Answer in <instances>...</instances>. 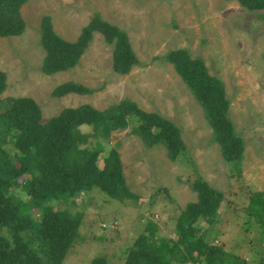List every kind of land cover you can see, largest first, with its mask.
<instances>
[{
	"label": "rangeland",
	"instance_id": "1",
	"mask_svg": "<svg viewBox=\"0 0 264 264\" xmlns=\"http://www.w3.org/2000/svg\"><path fill=\"white\" fill-rule=\"evenodd\" d=\"M19 11L24 31L0 37V70L6 75L0 107L9 97H30L45 122L62 108L89 104L102 110L128 99L171 121L184 146L171 161L161 144L145 146L129 125L101 139L104 151L113 147L118 153L124 184L134 198L117 200L92 188L80 193L74 205L53 203L81 214L77 236L61 264H88L97 256L108 264H122L124 252L145 233L148 221L156 225L154 235L173 239L176 216L196 200L189 187L196 175L222 193L214 223H198L208 230L203 239L254 264L256 229L245 228L244 208L249 195L264 193V10H247L235 0H27ZM93 12L125 31L138 63L126 74L114 73L112 44L92 32L73 67L43 74L40 18L48 15L55 33L72 42ZM175 48L200 57L207 72L223 82L227 116L243 140L239 174L221 158L200 105L163 58ZM66 81L91 92L53 97L52 89ZM78 129L91 132L88 125ZM83 145L94 146V138L86 137Z\"/></svg>",
	"mask_w": 264,
	"mask_h": 264
},
{
	"label": "trees",
	"instance_id": "2",
	"mask_svg": "<svg viewBox=\"0 0 264 264\" xmlns=\"http://www.w3.org/2000/svg\"><path fill=\"white\" fill-rule=\"evenodd\" d=\"M26 1L0 0V37L18 36L24 31L19 9ZM235 1L250 11L264 10V0ZM92 32H99L105 43L112 44L114 73L126 74L138 63L125 31L103 20L98 12H93L72 42L55 33L50 17L43 15L39 21V41L44 51L40 71L50 75L73 67ZM163 58L200 105L221 158L232 172L239 174L243 140L227 116L229 101L223 82L207 72L200 57H190L187 49H170ZM5 79V73L0 70V94L5 89ZM90 92V88L80 83L66 81L56 85L51 95ZM80 125L90 126L91 132L81 133ZM128 125L145 146L161 144L171 161L184 148L179 129L171 121L141 110L128 99L102 110L89 104L62 108L45 122L41 121L40 109L30 97L6 99L0 107V264H61L77 236L81 214L71 213L66 206L55 207V202L74 205L80 193L92 188L117 200L134 198L124 184L118 153L113 147L104 151L100 142L110 131ZM88 136L94 138V146L90 148L83 145ZM101 152L102 164L98 167L96 162ZM189 187L195 192L196 200L187 203L176 216L174 238L154 235L156 225L148 221L145 233H140L124 252L122 264L245 263L246 259L208 244L203 239L208 230L198 226L199 222L214 223L221 191L209 186L199 175ZM16 191L22 192L24 198ZM244 211L245 228L256 229L254 264H264V193L249 195ZM88 264L108 262L105 257L97 256Z\"/></svg>",
	"mask_w": 264,
	"mask_h": 264
},
{
	"label": "built area",
	"instance_id": "3",
	"mask_svg": "<svg viewBox=\"0 0 264 264\" xmlns=\"http://www.w3.org/2000/svg\"><path fill=\"white\" fill-rule=\"evenodd\" d=\"M102 226H104V224H102Z\"/></svg>",
	"mask_w": 264,
	"mask_h": 264
}]
</instances>
